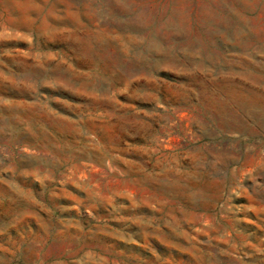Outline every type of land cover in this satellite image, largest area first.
<instances>
[{
	"label": "rangeland",
	"instance_id": "374dc122",
	"mask_svg": "<svg viewBox=\"0 0 264 264\" xmlns=\"http://www.w3.org/2000/svg\"><path fill=\"white\" fill-rule=\"evenodd\" d=\"M0 264H264V0H0Z\"/></svg>",
	"mask_w": 264,
	"mask_h": 264
}]
</instances>
